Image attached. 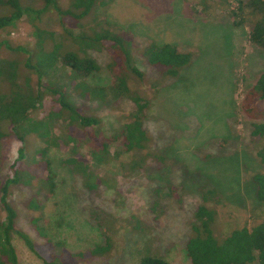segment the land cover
I'll return each instance as SVG.
<instances>
[{"label": "rangeland", "instance_id": "rangeland-1", "mask_svg": "<svg viewBox=\"0 0 264 264\" xmlns=\"http://www.w3.org/2000/svg\"><path fill=\"white\" fill-rule=\"evenodd\" d=\"M239 1L248 0H116L107 11L95 12L96 18L114 30L127 32L131 39L134 67L142 78L130 82L148 103L142 121L151 156L143 164L140 161L145 160V153L123 155L119 163L98 165L101 154L94 157L82 147L80 154L87 172L113 178L108 180V188L88 191L66 162L71 155L69 149L51 151L47 155L48 169L32 152L38 147L33 140L24 161L30 164L27 168L33 186L19 185L9 196L17 212L19 231L36 244L44 243L31 222L38 218V226L44 228L48 239L74 255L103 246L105 238L110 239L108 255L77 258L71 264H137L134 248L142 246L169 264H190L185 244L203 190L217 192L218 203H212V207L219 235L250 229L264 220V204L257 203L250 187L252 175L259 168L254 160L257 143L251 136V123L240 110L244 94L264 71V53L249 43L251 28L236 26L227 14L238 9ZM60 2L63 7L67 4L66 0ZM34 6L39 8L40 4ZM35 25L54 33L55 39L72 27L70 21L62 24L55 14ZM34 30L23 19L0 38L13 46L32 49ZM150 44H170L179 52L191 54V62L175 78L166 77L163 69L148 65L141 54ZM89 56L99 71L87 84L107 87L109 55L91 51ZM68 93L69 102L81 115L100 121L91 128L99 134L95 139L103 134L111 137L133 112V105L125 99L85 100L73 91ZM47 102L45 105H50ZM86 137L94 140L79 133L77 142L84 145ZM18 147L12 138L0 142V176H6ZM37 162H41L39 166ZM132 162L138 167L125 178L120 174L121 167L131 172ZM46 171L51 173L52 193H43L41 188V174ZM170 187L176 190L175 196L164 198ZM39 189L36 202L43 209L32 214L29 200ZM3 216L0 207L1 220ZM137 222L141 231L135 228ZM13 245L18 264H42L16 236Z\"/></svg>", "mask_w": 264, "mask_h": 264}, {"label": "trees", "instance_id": "trees-1", "mask_svg": "<svg viewBox=\"0 0 264 264\" xmlns=\"http://www.w3.org/2000/svg\"><path fill=\"white\" fill-rule=\"evenodd\" d=\"M115 1L66 0L67 4L63 7L60 0H0V35L13 29L23 19L35 29L32 49L13 46L0 38V142L12 138L19 143L16 157L9 165L6 176H0V207L4 214V218L0 219V264H18L13 245L14 236L42 264H71L77 258H99L111 251V241L106 237L103 246L78 255L70 254L62 244L48 239L43 232L44 228L38 226V218H32L31 222L45 242L34 243L28 235L17 229V212L9 196L19 185L33 186L30 182L33 178L27 168L30 164L24 162L33 140L38 143V147L32 152L45 162L47 168V155L51 151L69 149L71 155L66 162L81 177L82 185L88 191H94L100 186L108 188V180L113 178H99L89 174L80 154L82 147L87 148L89 155L95 154L94 157L101 154L99 161H96L98 165L119 163L123 155L145 153V160L140 161L143 164L151 156L147 152L149 139L142 121L148 103L142 100L130 82V79L140 81L142 74L134 67L129 34L112 29L107 22L94 16L96 11H107ZM35 4H40V7H35ZM237 8L227 13L229 18L236 26H249V43L264 53V0L239 1ZM51 14H55L62 24L70 21L72 25L71 28H65V33L56 39L54 33L35 25ZM88 18L92 20L86 23ZM91 51H106L109 55L107 71L110 83L107 87H91L87 84V80L99 71L95 60L89 56ZM141 54L148 65L160 67L164 76L169 78H175L192 58L191 54L179 52L170 44H150ZM68 91H73L85 100L109 99L119 102L125 99L133 105V112L111 137L103 134L95 139L99 134L91 128L98 126L100 121L81 115L69 102ZM47 100L50 104L48 106L45 105ZM240 110L251 123V136L257 143L254 160L259 168L252 175L250 187L257 203L263 205L264 71L244 94ZM79 133L94 140L90 142L86 137L84 145L79 144ZM137 167V163L132 162L129 167L131 172L121 167L120 174L129 178ZM48 173L51 174L50 171L41 174L43 193H52L54 187ZM171 188L163 195L164 198L175 196L176 190ZM38 196L40 189L29 200L28 208L32 214L40 213L43 209V205L36 202ZM200 196L201 203L193 214L185 244L189 263L264 264V220L250 229L242 228L219 235L214 228L216 211L212 207V203H218L217 192L206 189ZM177 198L180 199V196ZM139 224L137 222L135 228L141 231ZM134 249L138 256L137 264H169L165 259L149 254V249L143 246Z\"/></svg>", "mask_w": 264, "mask_h": 264}]
</instances>
